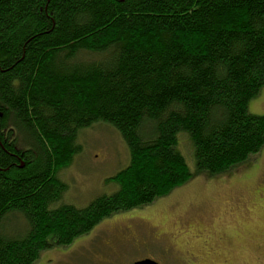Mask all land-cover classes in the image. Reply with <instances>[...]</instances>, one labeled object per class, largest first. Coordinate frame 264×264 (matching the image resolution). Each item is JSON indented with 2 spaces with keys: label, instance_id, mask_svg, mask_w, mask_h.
<instances>
[{
  "label": "trees",
  "instance_id": "obj_1",
  "mask_svg": "<svg viewBox=\"0 0 264 264\" xmlns=\"http://www.w3.org/2000/svg\"><path fill=\"white\" fill-rule=\"evenodd\" d=\"M264 0H0V264H35L102 219L143 208L191 174L264 147ZM114 128L129 163L115 190L61 203L78 133Z\"/></svg>",
  "mask_w": 264,
  "mask_h": 264
},
{
  "label": "rangeland",
  "instance_id": "obj_2",
  "mask_svg": "<svg viewBox=\"0 0 264 264\" xmlns=\"http://www.w3.org/2000/svg\"><path fill=\"white\" fill-rule=\"evenodd\" d=\"M248 111L264 114V86L249 101ZM76 144L79 153L61 173L66 186L61 203L84 207L95 197L115 190L111 178L128 165L129 154L120 134L105 123L81 130ZM175 149L191 174L187 181L146 207L102 219L67 246L42 250L35 264H131L148 257L158 264H193L192 255H201L198 248L192 255L189 252L187 244L195 241V234L238 224L241 232L255 229L249 231L251 236L233 241L238 252L233 263L264 264V214L253 210L258 208L255 189L264 192V147L245 163L216 176L196 170L193 145L186 133L178 132ZM248 218L255 223L249 225ZM155 226L167 236H158ZM174 245L185 252L178 254ZM212 263L216 262H207L205 256L200 259V264Z\"/></svg>",
  "mask_w": 264,
  "mask_h": 264
},
{
  "label": "flooded vegetation",
  "instance_id": "obj_3",
  "mask_svg": "<svg viewBox=\"0 0 264 264\" xmlns=\"http://www.w3.org/2000/svg\"><path fill=\"white\" fill-rule=\"evenodd\" d=\"M259 182L256 185V188L259 186ZM255 193L257 195V206H255L253 210H256V214L261 215L264 214V192H257V189H255ZM250 220V224H254L255 221L251 218H248ZM262 219H264V216H262ZM156 229V233L158 236H167L166 231H162V229H158L157 226L154 227ZM242 227H238L236 225L230 226V227H222L220 229L212 230L208 229L204 231V234H201V232H198V234H195V241L198 242V245L195 247L194 242H189L188 248L190 255L193 254L195 248L200 251L199 258L196 255H192L194 262L193 264H200V259L204 256L206 257L207 262H216L212 264H234L233 261L238 257V252L233 247V241H237L239 236L241 240L244 239V237H249L252 235L251 232L255 229V227H250L248 229H245L241 232ZM204 230V229H203ZM244 236L242 233H244ZM174 248H176V251L178 254H182L185 252V250L178 248L176 245H174ZM232 248V249H231ZM237 254V255H236ZM196 258H198V261L196 262ZM207 258H214L217 261H212ZM143 259V258H142ZM151 259V258H150ZM189 259V258H186Z\"/></svg>",
  "mask_w": 264,
  "mask_h": 264
},
{
  "label": "water",
  "instance_id": "obj_4",
  "mask_svg": "<svg viewBox=\"0 0 264 264\" xmlns=\"http://www.w3.org/2000/svg\"><path fill=\"white\" fill-rule=\"evenodd\" d=\"M132 264H157L155 261L151 260V259H143L140 261H136Z\"/></svg>",
  "mask_w": 264,
  "mask_h": 264
}]
</instances>
